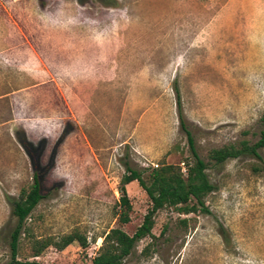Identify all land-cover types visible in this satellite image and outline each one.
<instances>
[{"label":"rangeland","instance_id":"374dc122","mask_svg":"<svg viewBox=\"0 0 264 264\" xmlns=\"http://www.w3.org/2000/svg\"><path fill=\"white\" fill-rule=\"evenodd\" d=\"M185 125L216 186L209 212L165 207L123 264H264V148L217 164L210 152L254 143L264 114V0H0V264H13L20 198L38 171L43 199L22 234L24 264H91L103 235H133L151 201L127 185L162 163L193 162ZM87 236L35 255L37 240Z\"/></svg>","mask_w":264,"mask_h":264},{"label":"trees","instance_id":"16d2710c","mask_svg":"<svg viewBox=\"0 0 264 264\" xmlns=\"http://www.w3.org/2000/svg\"><path fill=\"white\" fill-rule=\"evenodd\" d=\"M176 96L180 123L188 136V142L194 157L193 162L185 161L186 174L182 171L180 165L162 163L157 167H152L147 177L144 176L142 171L127 166L128 173L123 176L120 186L121 195L117 211L119 221L123 224L131 221L133 205L127 190V185L131 182L137 181L146 191L150 198L151 206L142 224L133 235L121 227L112 228L105 233L103 235V243L98 253L91 259V264H123L124 260L133 252L137 243L152 234V229L155 225V214L162 208L175 207L183 213L209 212L205 197L214 191L216 186L209 179L206 172L208 164L198 154L194 137L185 125L178 88H176ZM260 121L262 129L256 142L251 143L245 139L239 145L228 144L215 148L210 152V158L217 164L244 155L261 159L260 150L264 148V114L261 116ZM43 197L42 181L38 171L34 172L33 182L28 189L22 191L20 198L9 197L13 207V215L16 217V224L11 232L10 240L13 264H24L16 260L20 240L27 229V219ZM75 241H78L83 248H87L89 245L87 236L78 233L69 234L60 241H52L50 239L37 240L35 255H40L51 244H54L59 249H64Z\"/></svg>","mask_w":264,"mask_h":264}]
</instances>
